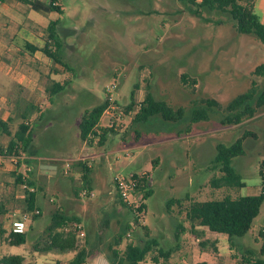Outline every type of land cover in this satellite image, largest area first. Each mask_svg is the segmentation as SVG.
<instances>
[{"label": "rangeland", "instance_id": "obj_1", "mask_svg": "<svg viewBox=\"0 0 264 264\" xmlns=\"http://www.w3.org/2000/svg\"><path fill=\"white\" fill-rule=\"evenodd\" d=\"M60 2L62 13L53 11L43 18L47 23L59 20L60 29L69 32L62 35L64 42L60 55L72 69L53 72L52 79L63 83L69 78L70 89L54 96L51 103L45 101L46 104L40 107L41 113L35 111L31 118L30 125L35 133L30 147L33 160L30 159L29 165L23 163L19 169L24 174L28 171L26 175L33 179L36 204L40 209L36 207L39 215L29 222L30 226L25 230L26 241L21 245L10 246L6 239L13 219L24 211V190L14 186L12 175L4 171L0 163V208H3L0 227L5 230L0 234V257L15 254L21 255L26 264H66L68 256L65 254L41 251L47 243L44 230L53 212L61 207L66 214L80 215L81 205L88 202L87 209L95 204L100 219L105 217L108 212L102 214L99 209L112 203H107L104 198L111 192L114 175L130 172L146 176L151 189L140 225L135 224L131 230L121 233L123 225H129L132 220L124 206L117 220H108L98 229L100 239L90 237L92 260L85 264H108L113 250L122 256L128 243L141 245L149 237L156 238L160 247L169 251V258L159 256L157 247H153L138 264H194L199 261L241 264L243 258L260 257L262 239L259 231L264 229V202L248 232L234 239L204 229L203 238L196 240L185 210L192 201L260 192L259 173H264V106L240 124H222L221 118L222 108L233 97L248 90L252 82L258 88L263 87L264 72L257 73L256 68L264 64V45L253 34L239 33L228 13L177 0ZM254 2V12L264 20V0ZM46 59L53 62L52 58ZM59 71H62L61 67ZM112 84L113 89L110 88ZM49 85L50 81L43 84ZM132 90L135 91V106L128 114L118 112L119 124L113 132L107 133L116 136L109 142L111 148L101 147L98 138L92 137L97 142L93 152H107L102 156V165L98 166L99 161L95 163L87 176L95 196L91 200L87 199L90 197H77L81 189L88 190V183L83 186L78 182L83 179L82 170L74 162L83 161L73 159L81 158L85 151L80 147L75 150L74 144L71 151H66L62 142L68 136L76 141L74 135L79 131L83 112L103 102L106 96L111 97V104L116 106L112 109L113 115L117 109L127 111ZM147 91L174 109L183 107L186 116L193 107L204 106L207 99L218 101L221 107L213 108L206 121L184 120L161 125L156 120L130 126ZM8 109L6 104L1 111ZM23 109L24 105L16 103V113L8 122L10 135L0 132L3 148L17 129V116ZM109 120V115L104 113L99 125L106 127ZM35 122L38 125H34ZM247 132L254 135H245ZM243 135L244 153L232 159V166L245 186L212 187V177L221 174L211 165L216 145H229ZM77 140L81 142L79 138ZM155 146L160 148L161 157L158 151L150 150ZM126 149L130 150L129 156ZM54 157L68 161H58ZM10 159L0 154L1 161L15 165V159ZM39 163L57 164L56 174H42ZM75 189L79 191L78 195L74 193ZM128 232L130 236H127ZM119 234L122 237L116 245ZM85 238L86 234L78 244L84 246ZM202 239L203 245L200 244ZM154 256L157 262L153 260Z\"/></svg>", "mask_w": 264, "mask_h": 264}, {"label": "trees", "instance_id": "obj_2", "mask_svg": "<svg viewBox=\"0 0 264 264\" xmlns=\"http://www.w3.org/2000/svg\"><path fill=\"white\" fill-rule=\"evenodd\" d=\"M24 4H27L30 8L42 12L56 11L61 13L60 6L56 3L57 0H49L48 2H42L39 0H20ZM180 2L196 5L206 10H216L224 13H228L235 23V28L242 34H253L264 45V23L259 20V17L253 10L252 0H178ZM58 21H50L47 27L48 41L41 49L46 57L52 58L56 63L60 64L67 70H71L72 66L63 61L60 52L63 47L62 40L59 33L56 30ZM54 47V50L52 49ZM264 72V64L256 68V72ZM63 88V84L54 83V86L50 90V94H55ZM138 88V85H135ZM109 105L108 97L106 96L104 101L100 104L93 106L91 109L85 110L81 115L80 123L78 126L79 137L82 141H86L91 134L96 136L98 132L99 142L103 139L106 133L113 132V128L110 127H98V122L103 115L104 111ZM135 106V91L130 93V102L127 107L128 114ZM264 106V85L258 88L254 82L252 86L243 93H240L233 97L223 108V115L221 118L222 124H240L245 118H250L254 115L256 110ZM137 111L134 113L130 126L133 124H150L153 121L161 122V125H167L169 123H180L184 120L189 122L206 121L209 119V112L213 108H220L221 105L214 99L205 100V105L201 107H193L190 113L186 116L185 109L178 107L172 108L164 100L156 99L152 93L146 92L144 100L137 106ZM0 131L9 134L8 123L0 120ZM246 134L254 135L247 132ZM238 137L233 143L226 145L224 143H218L215 147L216 153L211 161V165L214 168H218L221 173L220 176L212 177L211 185L214 188L220 187H236L242 188L245 183L242 180L241 175L232 166V159L240 156L244 153V136ZM33 141L32 128L22 121L12 138L10 139L5 154L18 157L16 166L19 168L21 161L19 157L23 154H30V147ZM88 141H93V138L89 137ZM0 147V152H2ZM25 164H30V159H24ZM75 165L80 166L82 170V178L87 181V176L90 172V167L87 163L76 161ZM26 173L15 170L13 172L14 184L21 186L26 183L29 187L34 186V182L30 179ZM261 185L260 192L255 195L246 196H224L221 199H212L206 201H192L189 207L185 210V217L190 223V227L193 233L200 238L204 232L194 230L195 226H201L207 228L209 231L222 233L229 238L234 239L236 237L244 236L251 227L253 219L259 213L260 206L264 202V173L260 171ZM137 176V175H136ZM138 184L136 191H144L142 207L145 208V200L151 194L149 189V180L146 176H138ZM36 190L26 191V197L24 199L25 207L24 211L32 212L36 209ZM74 193L78 195L79 191L74 190ZM120 200V199H119ZM121 202V201H120ZM172 201H170L171 203ZM175 202H178L175 200ZM122 204V202H121ZM123 205V204H122ZM124 207V205H123ZM169 207V203H168ZM3 208H0V213ZM39 211V210H38ZM130 212V211H129ZM39 215L36 214L33 218ZM131 218L132 213L130 212ZM80 222V219L64 213L60 208H57L51 215V221L44 230V234L47 239L45 247L41 248L43 252H57L67 253L74 252L73 257L66 264H85L93 253V246L89 243V240L85 238L83 247H79L77 244V234L74 231L64 232L63 227L71 222ZM140 225L139 223H137ZM182 230V227H180ZM126 230H130L128 224L123 225L121 233ZM5 230L0 227V234H4ZM177 236V235H176ZM99 237V236H98ZM121 234L116 236L115 244L118 245L121 240ZM259 237L262 239L260 247V257L255 259L243 258L241 264H264V229L259 231ZM7 242L10 246L21 245L26 241L25 233L13 232L10 230L7 235ZM203 245L205 242L200 241ZM158 246V241L154 237H149L143 244L128 243L123 251V255L119 256L117 250H113L112 256L108 259V264H138L141 262L147 253L151 251L153 247ZM160 256L167 258L169 251L163 252L161 248H158ZM0 264H26L24 258L21 255H4L0 257ZM195 264H214L206 261L197 262Z\"/></svg>", "mask_w": 264, "mask_h": 264}, {"label": "crops", "instance_id": "obj_3", "mask_svg": "<svg viewBox=\"0 0 264 264\" xmlns=\"http://www.w3.org/2000/svg\"><path fill=\"white\" fill-rule=\"evenodd\" d=\"M39 1L48 2L49 0H39ZM56 2H57V5L60 6L61 13H62L63 8H62V4L60 0H57ZM177 2H180V1L177 0ZM181 3H184V2H181ZM254 3H255L254 0H252L253 10H254ZM52 12L53 11L42 12V11L34 10L30 8L27 4H24L23 2H21L20 0H0V120L2 121H6L8 123L11 120V118H13L12 116L16 113L14 112V107L16 103H19L21 105H24V109L21 110V112H19L17 116L18 117L17 119L19 120V124L22 121H24L32 128V126L30 125V122H31V118L34 112L36 111V113H41L40 107L46 104V102L51 103L54 99V96H56L59 93H62L65 90L70 89L69 78H67V80L63 83L53 81L52 73L53 72L55 73L64 72L65 68H63V66L56 63L54 60H52L53 62L47 60L46 59L47 57L44 55V53L41 50L44 47L45 43L48 41L47 27L50 22L49 21L47 23L46 20L43 18V16H47V15L50 16ZM39 14H41L42 17H40ZM56 21L59 22V20H56ZM260 21L264 23V20L261 19ZM58 26L59 25L57 23L56 30L58 33H60L59 34L60 38L63 41L62 35L66 36L69 34V32L65 31L64 29H60V26L59 27ZM68 46L69 45H67V47ZM52 49L54 50V47ZM55 67H57L56 68L57 70H54ZM59 67H61L62 71H59ZM46 81H50L49 86H43V84ZM54 83L63 84V88L55 94H50V90L54 86ZM44 93L46 94V96ZM6 104L9 105L10 109L1 111V108L4 107ZM38 117L41 118V115H39ZM99 124L100 123L98 122V127H101ZM34 125H38V124L35 122ZM8 135H10V133ZM34 135L35 133L33 134V139H34ZM75 135H74V138L76 141H73L72 137H69V136L65 137V141L62 142L64 144L63 145L64 150L71 151L70 148L74 144L75 150L79 149L80 147L81 148L80 150L85 151V153L83 154L81 158H76L73 160H82L83 162L86 161L84 163H88V161H90L87 165L88 167H90V172H89L90 174L92 172V168L95 163L99 161L101 163L98 166L102 165V156L104 154L107 155V152H103L102 154L94 153L93 151L96 148L94 145H96L97 142L95 141L89 142L87 141L88 139L86 141H82L79 137V131H77V134ZM114 137L106 133L105 136H103V139L99 142L101 143L100 145H103L101 147L111 148V146H109V142L112 141ZM70 138L71 140L69 141ZM77 138H79L81 142H79ZM154 142H157V141H154ZM104 143H107V144H104ZM0 147L3 150L2 152H0V154H3L5 157L11 158L10 159L11 161H14L15 159V165L13 163L7 164L5 163V161L0 160V163L3 165V170L9 172L12 175L13 184H14L13 172L15 170H18L19 172H21L19 168L23 163H25L24 159H32L33 155L29 154L28 156H26L27 154H23L21 157H19L21 161V165L18 168L16 166L18 157L5 154L6 147L5 148H3L2 146ZM151 149H153L155 152L157 151L159 152L160 148L155 146V147H150V150ZM160 153L161 152H159V154ZM98 157L100 159H98ZM160 157H161V154H160ZM53 159L58 160V161H61V160L68 161V159L61 158V157L59 158L54 157ZM39 164H41L40 168H41L42 174L43 173L56 174L57 169H58L57 164H54V163L53 164L39 163ZM44 164L54 165L56 169L46 170L42 166ZM31 180L33 181V179ZM78 182H80V184H82L83 186L86 185L85 183H88V186H87L88 190L89 191L93 190L91 188V181H88V177H87V181L82 179ZM111 184H112L111 192L108 193L104 199H107L108 201L107 203H110V201L112 203L109 205L107 204V207H105L106 206L105 205L104 207L99 209V212L102 214L108 212V214L105 215V217L100 219L101 216L98 215V211L96 210V208H94L95 204L92 205L93 206L92 208L87 209V207H89L87 206L89 205L87 204L88 202H85L84 204L81 205L82 208H81L80 215L67 213L68 215H73L80 219V222L78 223L82 226L83 231L86 234V239L89 240L90 244L92 243L90 241L91 236L93 238L96 237L97 239H100V237H97V233H98L97 231L98 229L101 228V226L104 223H106V221L108 220L113 221L115 219L117 220L122 215L123 205L121 204L119 198L117 197L115 193L113 180ZM14 186L16 188H19V186H16L15 184ZM22 192H24V198H23L24 200L26 197V191H22ZM57 193H58V190L56 191V195ZM77 197L81 198L80 195H78ZM87 199L91 200V198H87ZM36 207L39 208L37 204H36ZM57 208H61V207H57ZM21 216L22 214L17 215V217H15L13 221L21 218ZM28 226H30L29 223H28ZM204 229H207V228L201 227V226L194 227V230L196 231L203 230L204 232ZM203 235L200 238H198L196 234L194 233V236L197 237L196 240L203 238ZM158 248H161L159 245V242L157 246V251H158ZM161 249L163 250V248ZM163 252H167V251L163 250ZM57 254H65L64 256H68L67 260L69 261L73 257L74 252L57 253ZM91 258L92 256L88 259V261L92 260ZM163 258L168 259L169 256L167 258L165 257ZM153 260L157 262L158 259L154 256ZM206 262H209V261H206ZM209 263L216 264L215 262H209Z\"/></svg>", "mask_w": 264, "mask_h": 264}, {"label": "built area", "instance_id": "obj_4", "mask_svg": "<svg viewBox=\"0 0 264 264\" xmlns=\"http://www.w3.org/2000/svg\"><path fill=\"white\" fill-rule=\"evenodd\" d=\"M110 88L113 89L114 85L113 84L110 85ZM108 100H109V105L104 111V113L109 115L110 120L106 127H110L114 129L116 125L119 124L118 119L120 117V114L118 115V112L122 114L123 113L126 114V113L121 112L119 111V109H117L113 115L112 109L116 106H113L111 104V100H112L111 97H108ZM99 135L100 132H98L96 136L90 134L88 138L97 137L99 139ZM125 153L126 155L129 156L130 150L126 149ZM138 176H143V174L139 175L136 174L135 172H130L128 175L116 174L113 177V184L117 197L120 199L122 204L132 213V218H131L132 220L129 222L130 230L132 229V227L135 226V224L136 225H138L137 223L140 224L141 218L143 217L145 211L144 210L145 208L142 207V203H144L143 193L141 191H136V186L138 184V178H137ZM20 188L24 191H31V192L35 191L34 187H29L26 183H23L20 186ZM79 194L82 197L92 198L95 196L93 191H89L84 188L80 190ZM38 213L39 211L37 209H35L32 212L23 211L21 218L16 219L12 222L11 230L13 232L24 233L28 226V223L32 220L33 216ZM63 231L64 232L74 231L77 234V239H78L77 244L80 238L85 236V232L83 231L82 226L76 221H71L67 223L63 227ZM127 236H130V232L127 233ZM78 246L82 247L83 245L81 246L80 244H78Z\"/></svg>", "mask_w": 264, "mask_h": 264}, {"label": "water", "instance_id": "obj_5", "mask_svg": "<svg viewBox=\"0 0 264 264\" xmlns=\"http://www.w3.org/2000/svg\"><path fill=\"white\" fill-rule=\"evenodd\" d=\"M44 169L46 170H55L56 167L54 165H47V164H44L42 165Z\"/></svg>", "mask_w": 264, "mask_h": 264}]
</instances>
